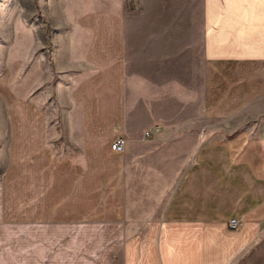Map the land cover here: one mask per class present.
Segmentation results:
<instances>
[{"label":"crops","instance_id":"0c3cea01","mask_svg":"<svg viewBox=\"0 0 264 264\" xmlns=\"http://www.w3.org/2000/svg\"><path fill=\"white\" fill-rule=\"evenodd\" d=\"M74 25L60 155L15 117L0 264H264V0H105Z\"/></svg>","mask_w":264,"mask_h":264},{"label":"rangeland","instance_id":"374dc122","mask_svg":"<svg viewBox=\"0 0 264 264\" xmlns=\"http://www.w3.org/2000/svg\"><path fill=\"white\" fill-rule=\"evenodd\" d=\"M104 5L105 0H0V191L18 112L37 114L60 155V106L69 91L60 84L77 63L69 56L67 32L79 15Z\"/></svg>","mask_w":264,"mask_h":264},{"label":"built area","instance_id":"2783aa9c","mask_svg":"<svg viewBox=\"0 0 264 264\" xmlns=\"http://www.w3.org/2000/svg\"><path fill=\"white\" fill-rule=\"evenodd\" d=\"M111 148L112 150L118 151V152H122L125 150L126 148V137L124 136H117L112 144H111ZM230 226L232 228H238L239 226V220L236 218H233L232 220H230Z\"/></svg>","mask_w":264,"mask_h":264}]
</instances>
